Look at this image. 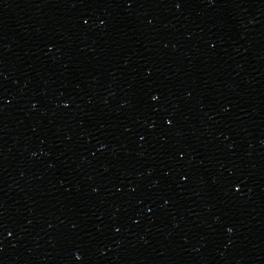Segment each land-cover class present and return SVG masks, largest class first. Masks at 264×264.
I'll return each instance as SVG.
<instances>
[{"label": "water", "instance_id": "obj_1", "mask_svg": "<svg viewBox=\"0 0 264 264\" xmlns=\"http://www.w3.org/2000/svg\"><path fill=\"white\" fill-rule=\"evenodd\" d=\"M0 264H264V0H0Z\"/></svg>", "mask_w": 264, "mask_h": 264}, {"label": "snow or ice", "instance_id": "obj_2", "mask_svg": "<svg viewBox=\"0 0 264 264\" xmlns=\"http://www.w3.org/2000/svg\"><path fill=\"white\" fill-rule=\"evenodd\" d=\"M153 99H156V97H155V96H153Z\"/></svg>", "mask_w": 264, "mask_h": 264}]
</instances>
